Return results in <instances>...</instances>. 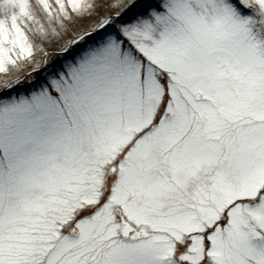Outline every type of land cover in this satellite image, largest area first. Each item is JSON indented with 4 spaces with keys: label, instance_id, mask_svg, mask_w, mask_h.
I'll return each mask as SVG.
<instances>
[{
    "label": "snow or ice",
    "instance_id": "6c2138e0",
    "mask_svg": "<svg viewBox=\"0 0 264 264\" xmlns=\"http://www.w3.org/2000/svg\"><path fill=\"white\" fill-rule=\"evenodd\" d=\"M0 264H264V0H0Z\"/></svg>",
    "mask_w": 264,
    "mask_h": 264
}]
</instances>
